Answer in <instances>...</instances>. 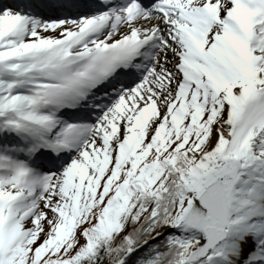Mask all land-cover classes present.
<instances>
[{
	"label": "snow or ice",
	"instance_id": "snow-or-ice-1",
	"mask_svg": "<svg viewBox=\"0 0 264 264\" xmlns=\"http://www.w3.org/2000/svg\"><path fill=\"white\" fill-rule=\"evenodd\" d=\"M0 264H264V0H0Z\"/></svg>",
	"mask_w": 264,
	"mask_h": 264
}]
</instances>
